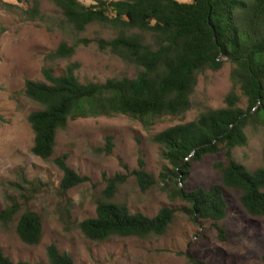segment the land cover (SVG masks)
<instances>
[{
    "label": "trees",
    "instance_id": "1",
    "mask_svg": "<svg viewBox=\"0 0 264 264\" xmlns=\"http://www.w3.org/2000/svg\"><path fill=\"white\" fill-rule=\"evenodd\" d=\"M49 1L61 12V29L72 33H82L90 25L111 29L114 36L95 39L96 47L133 66L136 74L81 82L75 74L79 64L69 63L61 74L45 69V81L25 80V95L39 107L28 115L34 134L31 152L41 159L50 158L58 132L80 118L124 115L149 129L164 117L182 116L191 108L199 74L230 63L232 89L223 106L153 135L168 164L160 181L165 187L174 183V194L188 204L186 213L195 222L226 217L225 190L240 192V204L249 215L264 216V165L250 172L233 155L234 149L247 145L248 126L264 131V0H91L89 5L80 0ZM26 12L31 19L39 14L36 5ZM90 42L87 38H78L71 45L61 42L46 59L70 58L78 45ZM242 98L245 107L240 105ZM3 122L0 116V124ZM106 141L111 153V138ZM213 154H221L212 164L220 181L208 188H187L191 164ZM262 155L264 163V146ZM54 161L63 173L62 192L86 180L67 165L65 156ZM143 168L139 160L133 173L138 185L146 189L154 180ZM124 180L120 174L109 178L104 196L96 203L95 216L79 223V230L89 240L161 236L172 222L173 208L162 207L149 217L114 202ZM19 210L16 202L0 210V223L5 226ZM15 230L22 242L38 244L43 233L40 216L24 209ZM219 231L223 233L220 227ZM46 252L50 264H74L53 243ZM187 258L190 264H209L191 255ZM0 264L43 263L13 262L0 250Z\"/></svg>",
    "mask_w": 264,
    "mask_h": 264
},
{
    "label": "rangeland",
    "instance_id": "2",
    "mask_svg": "<svg viewBox=\"0 0 264 264\" xmlns=\"http://www.w3.org/2000/svg\"><path fill=\"white\" fill-rule=\"evenodd\" d=\"M34 5L39 14L31 19L26 11ZM61 22L60 10L49 0H0V116L4 119L0 124V210L12 202L20 206L12 221L5 226L0 223L2 253L13 262L50 264L46 250L53 243L60 252L69 254L74 264H190L187 255L209 264H264V216L249 215L240 204V192L225 190L223 220L193 221L186 213L188 204L174 194V183L165 187L160 181V173L168 164L162 147L152 140L159 131L223 106L232 89L230 63L199 74L191 108L182 116L164 117L149 129L124 115L80 118L58 132L50 158L41 159L31 152L34 134L28 115L39 107L25 95V80L45 81V69L61 74L69 63L79 64L75 74L81 82H104L136 74L133 66L96 47L95 39L114 36L111 29L90 25L82 33H72L61 29ZM78 38L91 42L78 45L70 58L53 62L46 59L61 42L71 45ZM240 105L245 107L244 98ZM246 133L247 145L234 149L233 155L254 172L264 165V131L248 126ZM107 137L113 143L111 153L107 152ZM59 156H65L67 165L86 177L65 192L60 188L63 173L54 161ZM220 159L221 154H213L193 162L187 188H208L218 183L220 175L212 164ZM139 160L154 180L146 189L138 185L133 173ZM117 174L125 180L117 187L114 202L149 217L162 207L174 209V218L163 235L114 236L97 242L82 234L79 223L95 216L107 180ZM24 209L41 218L43 233L36 245L22 242L16 233L17 218Z\"/></svg>",
    "mask_w": 264,
    "mask_h": 264
}]
</instances>
